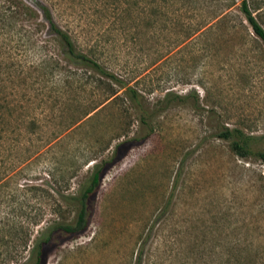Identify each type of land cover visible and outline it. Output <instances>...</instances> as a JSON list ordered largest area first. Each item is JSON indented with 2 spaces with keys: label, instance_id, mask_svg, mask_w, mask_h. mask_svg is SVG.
I'll list each match as a JSON object with an SVG mask.
<instances>
[{
  "label": "rangeland",
  "instance_id": "374dc122",
  "mask_svg": "<svg viewBox=\"0 0 264 264\" xmlns=\"http://www.w3.org/2000/svg\"><path fill=\"white\" fill-rule=\"evenodd\" d=\"M40 1L80 50L137 88L144 108L121 91L81 120L80 104L97 90L61 89L55 79L34 86V47L13 51L19 72L32 76L24 85L14 72L0 83L13 102L0 125V264H35L36 242L75 222L71 198L95 163L130 138L101 178L86 230L55 233L42 264H264V43L241 0L229 10L228 0H160L156 17L153 0H143L140 26L125 42L111 14L117 0ZM214 11L227 17L212 20ZM32 40L61 57L45 23ZM226 129L250 137L251 154L238 156L221 137Z\"/></svg>",
  "mask_w": 264,
  "mask_h": 264
},
{
  "label": "trees",
  "instance_id": "16d2710c",
  "mask_svg": "<svg viewBox=\"0 0 264 264\" xmlns=\"http://www.w3.org/2000/svg\"><path fill=\"white\" fill-rule=\"evenodd\" d=\"M153 4L152 9L156 17L162 12L163 7L160 0H153ZM256 4L258 5L252 2L251 7L249 0H241L240 11L245 17V21L253 30L254 35L264 43V27L254 15V11L259 14L262 12L261 15H264V0H258ZM34 5L35 8L27 5L22 0H0V83H4L6 80H13L14 75L17 74L16 77L20 78L24 82V85L29 84V78L32 74L26 76L24 70L19 72L16 68L17 64L13 62V51L31 45L35 49V61L31 73H37V78L33 82L34 86L43 88L46 87L45 84L48 81L55 79V83L53 84L58 88L61 87V89L62 87L66 89L70 83L76 82L81 86H92L93 89L97 90L95 92L97 97L92 99V101L80 104V107L82 106L83 108L81 120L96 111L104 103V100H118L121 91L124 92L137 111H143L144 97L139 93L136 87L129 83L128 79L111 71L99 60L95 59L93 55L80 50L72 35L57 24L52 10L45 3L40 0H35ZM112 5H114L111 12L114 16L113 24L117 26V30H120L118 33L119 37L125 42L131 34V28L134 25L136 26L135 28L140 26V20H142L141 14L145 9L143 0H117ZM232 5L233 0H228L223 8L229 10ZM223 14L225 13L219 15L214 11L212 20H216L219 17V22L221 18L227 17V14L222 16ZM42 22L46 24L47 34L52 37L60 47L61 57L44 53L45 41L35 40V43H32L34 31L40 30ZM201 28L202 27L198 26L196 29L197 32H200ZM91 49L92 54L97 53L99 50L97 46L91 47ZM60 61L68 63V65L71 64L73 67L70 66L69 69H59L58 63ZM170 97L171 94L166 93L164 101L169 103ZM176 98L179 99L180 97L177 96ZM6 99V97L1 96L0 92V125L3 108H10L11 104H13V102H9L8 99ZM198 102L199 100L196 99V104ZM122 112L124 113V111ZM33 123L34 122L31 124L34 125ZM125 135L126 134H123V136ZM120 136H117V138ZM221 137L232 141V149L238 156L244 158L251 154L249 145L250 137H247L242 131L237 129H226L221 134ZM1 138L2 128L0 126V140ZM132 141L133 139L131 138L122 141L116 145L110 159L95 163L87 186L81 190L77 196L71 198L78 207L75 222L73 224H58L50 228L46 234L36 242L34 246L36 257L35 264H42L44 247L54 239L55 233L61 232L74 235L86 230L89 225L90 202L100 187L103 174L116 159L118 150ZM258 157L264 160V152L258 153Z\"/></svg>",
  "mask_w": 264,
  "mask_h": 264
},
{
  "label": "bare ground",
  "instance_id": "6f19581e",
  "mask_svg": "<svg viewBox=\"0 0 264 264\" xmlns=\"http://www.w3.org/2000/svg\"><path fill=\"white\" fill-rule=\"evenodd\" d=\"M129 235V234H128Z\"/></svg>",
  "mask_w": 264,
  "mask_h": 264
}]
</instances>
